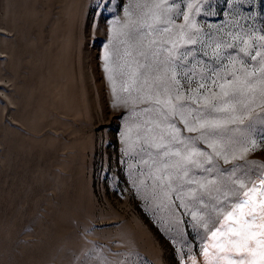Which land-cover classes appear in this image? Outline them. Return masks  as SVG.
<instances>
[{
	"label": "rangeland",
	"instance_id": "obj_1",
	"mask_svg": "<svg viewBox=\"0 0 264 264\" xmlns=\"http://www.w3.org/2000/svg\"><path fill=\"white\" fill-rule=\"evenodd\" d=\"M168 2L105 0L97 8L96 0H0V264H191L192 258L205 264L209 242L186 214H200V206L178 209L182 202L174 193L166 197L150 175L148 151L155 149L145 141L159 130L147 131L145 121L155 114L144 109L155 106L142 102L148 86L139 64L152 63L151 52L161 45L149 42L175 36L184 15L202 36L187 46L205 62L197 65V79L230 57L247 61L238 51L243 40L252 45L249 54H264L258 40L264 6L178 0L183 14L177 17L176 6L165 12ZM156 16L172 23L156 24ZM165 26L172 32L156 31ZM220 71L243 78L244 66ZM247 102L241 131L233 135L255 147L243 159L229 153L228 164L216 163L264 171L258 167L264 165V97ZM175 119L184 137L198 135Z\"/></svg>",
	"mask_w": 264,
	"mask_h": 264
},
{
	"label": "snow or ice",
	"instance_id": "obj_2",
	"mask_svg": "<svg viewBox=\"0 0 264 264\" xmlns=\"http://www.w3.org/2000/svg\"><path fill=\"white\" fill-rule=\"evenodd\" d=\"M245 2L250 7L253 4V0H239L238 6L243 8ZM261 5L264 6V0ZM96 6L106 7L105 0H96ZM172 6H176L177 17L183 14L178 0H170L165 12L172 11ZM187 7L191 9L193 5ZM211 8L209 3L207 10L211 11ZM183 18L186 25H181L175 36L149 42L150 47L157 43L161 45L151 52L152 63L139 64L140 69H146L142 75L148 86L142 102L155 106L144 109L155 114V118L145 121L150 125L147 131L159 130L151 143L145 141L148 149H155L154 153L148 151L150 175L159 181L166 197L174 193L172 198L182 202L176 205L178 209L188 208L189 204L200 206V214L196 211L186 214L204 229L201 239L209 242L203 248L205 264H221V261L226 264H264V171L242 165L222 168L216 163L222 158L228 164L229 153L232 160L243 159L255 147V142L248 146L233 133L241 131L239 125L244 123L249 108L247 98L254 99L257 94L264 97V54L260 50L249 54L247 48L252 45L243 40L246 47L238 51L248 57L247 61L230 57L228 64L205 68V74H199L197 79V65L205 62L192 55L193 50L187 46L197 45L202 36L195 20L188 15ZM154 20L156 24L172 23L171 17L156 16ZM156 31L171 33L172 29L165 26ZM258 40L264 41V35ZM225 47L236 50L233 44ZM220 48L221 45L216 44L217 55ZM162 53L163 59L160 58ZM140 55L148 59L147 53ZM189 55L192 60H188ZM258 57H261L260 66L248 71V64L257 61ZM237 62L244 66L243 78L234 72L229 73L231 78L221 74V68L228 72L229 66ZM153 71L156 72L154 77L150 76ZM132 75L135 77L137 71L134 70ZM176 117L180 118L183 130L198 135L184 137ZM197 141L201 144L199 148ZM261 142L264 143V139ZM258 167L264 169V165ZM210 247L216 249L212 256ZM184 255L188 257L187 252ZM191 264H196L195 258L191 259Z\"/></svg>",
	"mask_w": 264,
	"mask_h": 264
},
{
	"label": "bare ground",
	"instance_id": "obj_3",
	"mask_svg": "<svg viewBox=\"0 0 264 264\" xmlns=\"http://www.w3.org/2000/svg\"><path fill=\"white\" fill-rule=\"evenodd\" d=\"M4 39H5V38H4ZM5 40H6V39H5ZM6 41H7V40H6ZM15 57H17L16 54H15ZM17 65H18V64H17ZM17 65H16V66H17ZM17 67H18V66H17ZM17 67H16V68H17ZM15 82H16V80H15ZM58 92H59V91H58ZM57 94H58V93H57ZM62 98H64V97H62ZM63 101H64V100H62V102H63Z\"/></svg>",
	"mask_w": 264,
	"mask_h": 264
}]
</instances>
